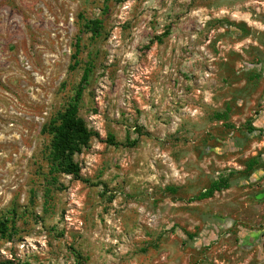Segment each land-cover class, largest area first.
Returning a JSON list of instances; mask_svg holds the SVG:
<instances>
[{
	"label": "rangeland",
	"instance_id": "374dc122",
	"mask_svg": "<svg viewBox=\"0 0 264 264\" xmlns=\"http://www.w3.org/2000/svg\"><path fill=\"white\" fill-rule=\"evenodd\" d=\"M0 219V264H264V0H0Z\"/></svg>",
	"mask_w": 264,
	"mask_h": 264
},
{
	"label": "trees",
	"instance_id": "16d2710c",
	"mask_svg": "<svg viewBox=\"0 0 264 264\" xmlns=\"http://www.w3.org/2000/svg\"><path fill=\"white\" fill-rule=\"evenodd\" d=\"M100 29L101 22L97 19L83 21V33H89L96 38L100 34ZM74 48L75 52L72 57L74 62L71 69L77 65V56L80 48L79 37L76 39ZM89 73L90 70L88 68L84 70L80 83L66 108L58 112L43 128L44 134L49 138L46 156L50 170L61 175L71 176L77 181L82 179L80 177V168L73 161V156L79 153L82 148L87 147L89 140L96 136L86 128L83 120L78 117V106L83 92L82 86L87 82ZM107 141L111 145L115 144L112 136H109ZM226 187L227 185L220 186L219 183H213L208 190L196 197V200L210 198L214 192ZM14 226V222L10 224L9 219H0V240L9 238L14 232Z\"/></svg>",
	"mask_w": 264,
	"mask_h": 264
}]
</instances>
